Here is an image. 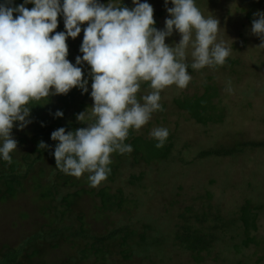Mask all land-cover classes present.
Returning a JSON list of instances; mask_svg holds the SVG:
<instances>
[{"label": "rangeland", "instance_id": "obj_1", "mask_svg": "<svg viewBox=\"0 0 264 264\" xmlns=\"http://www.w3.org/2000/svg\"><path fill=\"white\" fill-rule=\"evenodd\" d=\"M100 2L107 3L108 0ZM147 2L153 6L156 27L163 29L168 17L163 0ZM123 4L132 7L131 0H123ZM196 4L205 16L212 15L219 19L218 40H224L232 48V52L222 66L200 70L189 68L192 78L185 88L172 85L161 92L160 103L164 105V114L153 113L148 124L138 131L134 130L136 135L150 137L153 127H166L174 144L171 157L166 162L151 164H132V161L122 157V161L120 159L117 162L118 171L113 182L105 183L112 194L119 188L122 189L128 202L121 205L120 211L114 213L99 209L101 202L98 191L103 183L97 187L82 183L87 193L82 195L70 218L63 222L74 223L77 227L82 221L85 230L91 235H107L127 226L137 234L143 233L146 239L152 240L161 235L168 237L164 245L157 244L159 251L151 254V261L135 256L126 264H264V146L249 147L242 153L224 158L197 157L204 149L214 148L219 144L231 145L238 140L264 143V48L257 47L260 40L250 30L253 14L258 10L264 11V1L196 0ZM168 7L172 5L169 4ZM248 14L251 19L247 17ZM180 38L174 32L165 42L178 43ZM78 39V51H71L69 58L72 63H75L76 56L82 55L79 52L82 38L79 36ZM190 60L189 54L188 62ZM88 68L85 64L86 78ZM146 83L148 82L141 83L138 99L140 95L152 91L149 85H144ZM206 83H214L217 88L218 97L213 102L218 107L216 114L219 109H224V118L220 123L201 126L194 124L184 112L177 110L172 101L184 94L201 95ZM57 98L58 95L50 96L48 101L55 105ZM79 99L86 104L81 112L88 107L90 112L93 101L89 94H82ZM70 113L71 111L69 117ZM73 120L77 129L93 122L87 117L81 123L76 118ZM131 176L141 177L140 181ZM37 178V175L32 174L31 180L27 179L25 182V190L14 198L0 201V252L4 248L18 249L28 235L49 223L51 215H45V209L43 213L40 212L43 207H47L48 202L42 201L39 197L40 190L34 189V185L30 184L36 182ZM81 178L82 176L77 179ZM86 178L83 177L88 181ZM207 195L210 197L207 198ZM246 200L260 206L257 212V230L249 234L254 237V241L247 247L232 249L233 244L239 245L241 231L238 222L233 225L226 220L236 219L238 209ZM188 208L189 212L186 211ZM205 212L208 215L204 226L211 229L215 224L214 231L220 234V241L214 244L210 254L201 253L200 259L194 260L189 252L171 243L170 235L176 229L175 224L183 221V218L178 219L179 215L187 218ZM216 212L224 218L225 223L213 221ZM149 224L154 226V231ZM143 225H147L148 229H143ZM135 241H138L137 236L129 243L137 244ZM43 249L41 256L34 258L32 264H73L70 258L79 254L78 248L68 242H62L56 248L45 245ZM118 250V245L113 247V251ZM82 264L95 262L92 259Z\"/></svg>", "mask_w": 264, "mask_h": 264}, {"label": "clouds", "instance_id": "obj_2", "mask_svg": "<svg viewBox=\"0 0 264 264\" xmlns=\"http://www.w3.org/2000/svg\"><path fill=\"white\" fill-rule=\"evenodd\" d=\"M163 2L168 17L158 29L147 0H131L132 7L123 0H0V160L13 163L11 153L18 150V142L12 130L32 123L31 102L77 88L93 103L90 112L86 108L76 120L81 123L87 117L93 122L73 131H53L51 154L64 174L80 178L87 173L90 187L104 182L111 173V155L133 151L125 143L130 130H140L153 113L163 110L161 92L172 85L185 88L192 78L189 68L222 66L232 52L218 40L219 19L205 16L196 0ZM58 17L63 31H56ZM82 30V55L72 63L66 41L75 40ZM250 30L260 40L257 47L264 48V11L253 14ZM174 32L179 42L166 43ZM142 82L152 91L138 99ZM63 115L57 110L54 118ZM149 135L161 148L169 130L156 126ZM50 147L38 143V149Z\"/></svg>", "mask_w": 264, "mask_h": 264}, {"label": "trees", "instance_id": "obj_3", "mask_svg": "<svg viewBox=\"0 0 264 264\" xmlns=\"http://www.w3.org/2000/svg\"><path fill=\"white\" fill-rule=\"evenodd\" d=\"M21 3H23V0H15V4ZM124 6L126 5L124 4ZM31 7L33 5L29 4L28 8L31 9ZM247 17L251 19L249 14ZM84 26H82V29ZM63 30V20L61 17H58L56 31ZM79 36L83 38V30ZM79 36L75 40L69 38L66 41L69 48L68 59L71 57V51H78ZM144 85L148 86L149 84L146 83ZM203 89L204 92L201 95L184 94L173 99V106L177 110L184 112L194 124L206 126L216 122L220 123L224 118V109H219L218 114H216L218 107L213 102L218 97L217 88L214 83H206L203 85ZM80 95H82L81 91L73 88L66 95H58L55 105L47 99L31 102L28 106L31 107L29 118L32 120V123L23 130H18L16 127L12 130V135L18 142V150L11 153L13 163L8 164L0 160V201L14 198L25 190L26 180H31V175L35 174L38 177V183L36 180V182L31 181L33 183L30 184L34 185V189L40 190V199L48 202L47 207H43L40 212L43 213L45 209L44 214L47 216L51 215L52 217H49V223L42 226L41 229L33 234L28 235L18 246V249L4 248L0 252V264H32L34 258L41 256L45 245L56 248L62 242L71 243L78 248V256L75 255L70 258L73 264L86 263L90 260L92 261V259L95 264H126L135 256H142L143 259L151 261V254L159 251L157 244L161 246V243L164 245L165 241H167L166 238L168 237L163 235L157 238L153 237L152 240L150 238L146 239L143 233L137 234L129 230L127 226L114 230L107 235H91L85 230L80 218H77L78 221H81L77 227L74 223L63 224L64 220L69 219L72 211L78 207V202L82 195L87 193L82 183L89 185L88 181L83 179L88 174H83L79 180L57 169L55 158L51 154L56 142L52 141L50 136L53 131L60 127L66 128L67 131L77 129L73 119L76 118V114L81 112L86 105L83 100L79 99ZM86 97L85 95L84 98ZM162 107L164 109V105ZM57 110L63 111L64 115L62 118H54V113ZM69 111H71L70 117L68 115ZM162 111L157 112L164 114ZM69 118L71 119L69 120ZM42 123L44 126H41ZM40 141L45 142L51 147L47 150L38 149ZM125 143L130 144L133 151L131 153H113L111 155L112 163L109 165L111 173L102 182L103 184L98 191L101 202L99 209L101 211L119 212L121 205L127 201L122 189L119 188L115 194H112L110 193V188L105 185L107 182H113L115 174L118 171L117 162H120L122 157L132 161V164L139 162H143L144 164L166 162L171 157L174 146L172 135L167 137L161 148H156L155 144L157 141L151 137L143 136V134L136 135L134 130H130ZM257 146H264V143L238 140L231 145L223 146L219 144V146L214 148L204 149L198 153L197 157L224 158L242 153L246 148ZM48 174L49 176H47ZM131 178H134V176H131ZM140 178H134V180L140 181ZM81 180L84 182H81ZM209 197L207 195V198ZM259 209V205L246 200L238 209L236 219L226 220L233 225H236L238 222V227L241 231L242 238L240 237L239 245L233 244L231 246L232 249H237L239 246L247 247L248 244L254 241V237H250L249 234L257 230L256 221ZM186 211L189 212L190 208L186 209ZM206 215H208L207 212L200 215L193 214L187 218L179 215L178 219L183 218V221L175 224L176 229L170 235L171 243L189 252L194 260L200 259L201 253L210 254V251L214 248V244L220 241L218 238L220 234L218 235L217 231H214L216 228L215 224L211 229L204 226L207 220L205 218ZM216 220L225 223L224 218L217 212L213 216V221ZM142 228L148 229V226L143 225ZM150 228L154 231V226L151 225ZM136 236L138 237V241H135L137 244H130L129 242L134 240ZM149 240L150 243H147ZM117 245L119 250L113 251V247Z\"/></svg>", "mask_w": 264, "mask_h": 264}, {"label": "bare ground", "instance_id": "obj_4", "mask_svg": "<svg viewBox=\"0 0 264 264\" xmlns=\"http://www.w3.org/2000/svg\"><path fill=\"white\" fill-rule=\"evenodd\" d=\"M72 116V115H71ZM66 222V221H65Z\"/></svg>", "mask_w": 264, "mask_h": 264}]
</instances>
